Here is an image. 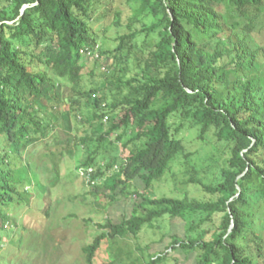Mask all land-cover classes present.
Listing matches in <instances>:
<instances>
[{
	"label": "trees",
	"instance_id": "obj_1",
	"mask_svg": "<svg viewBox=\"0 0 264 264\" xmlns=\"http://www.w3.org/2000/svg\"><path fill=\"white\" fill-rule=\"evenodd\" d=\"M103 5L122 28L110 48L94 28ZM261 33L264 0H0V264H8L9 242L12 252L26 244L40 254L41 230L25 234L34 209L50 228L77 216L55 217L60 173L39 174L37 146L76 159L77 176L96 195L105 188L112 199L118 190L142 197L121 222L95 223L101 232L83 247L88 264L104 240L137 236L165 215L197 216L198 226L190 223L196 232L213 225L170 244L196 250L197 264H264ZM153 34L152 43L140 39ZM107 58L104 80L89 79L90 63ZM72 117L83 126L75 133ZM192 129L201 141L211 133L217 140L219 180L207 184L188 170L210 196L153 195V182L175 158L193 155L183 137ZM136 180L145 184L143 194L132 191ZM17 211H26L21 221ZM169 253L142 264H161Z\"/></svg>",
	"mask_w": 264,
	"mask_h": 264
},
{
	"label": "rangeland",
	"instance_id": "obj_2",
	"mask_svg": "<svg viewBox=\"0 0 264 264\" xmlns=\"http://www.w3.org/2000/svg\"><path fill=\"white\" fill-rule=\"evenodd\" d=\"M129 7L132 9L138 7V3L133 4V7L129 5ZM129 7L120 5V8L125 9V12ZM106 8V5H103L100 9V18L94 22V28L106 38L105 47L110 48L122 28L114 24L113 11L108 15L103 14ZM261 36L264 40L262 33ZM157 37L155 34L143 35L140 39L152 43ZM90 64L91 68L94 67L95 74L89 79L101 82L104 80L102 72L111 64V59L99 61V65L94 64L93 61ZM65 90L67 93L70 92L69 87ZM78 127L79 130L83 128L72 117L71 131L75 133ZM63 133L62 136L65 137ZM183 137L186 150H191L193 155L186 158L184 153L179 154L167 173L160 180L153 182L151 192L157 197L189 195L205 199L210 195L200 185L190 182L188 170H192L194 176L207 184H214L219 180L222 162H216V159L212 158L220 155L216 137L211 133L206 141H201L196 129H192L188 135ZM55 150L58 152L57 147L37 146V153L32 157L35 159L40 175L48 176L56 169L60 173V179L54 187L53 194V199L58 203L55 217L60 219L70 212H75L77 216L66 220L65 225L50 228L45 225L41 226L40 222L36 220L38 209L28 213V232L25 234L30 238L34 229L41 230L43 240L38 243L40 254H37L34 248L31 249V245L26 244L20 246L19 251L13 250L12 252L9 236L5 235V249L9 242L8 249L11 251L5 254V261L8 264H88L83 247L91 243L95 236L101 232L95 223L106 222L109 218L115 223L121 222L130 217L134 207L142 201L141 196L130 195L120 190H118L115 199H112L110 198L111 190L105 188H102V191L100 190L96 195L92 192L93 188L86 187L83 180L77 176L76 159L70 158L67 154L62 158L58 155L54 157V154L48 156L45 153ZM43 164L46 166V172ZM132 184L134 186L131 187L132 191H135L134 188H137L136 190L140 194L146 191V186L141 180L133 181ZM72 198L74 201H71ZM18 211L16 217L18 221H21L26 211H23L24 213ZM14 212L15 209L10 210L11 214ZM58 218L55 219V222H58ZM87 219L92 221H86ZM199 222L200 219L197 216H189L187 219L165 215L155 219L151 224H146L137 236L126 235L104 240L101 248L97 251L93 264H115V261L116 264H142L146 259H149L150 254L160 255L166 251L170 253L163 255L161 264H197L198 252L196 250L181 247L172 249L170 244L175 237L186 240L191 235L196 236L202 228L213 227L209 222H206L200 224L197 232L193 231L191 224L198 226ZM9 225L11 227L13 223ZM40 238L42 237L39 236Z\"/></svg>",
	"mask_w": 264,
	"mask_h": 264
},
{
	"label": "built area",
	"instance_id": "obj_3",
	"mask_svg": "<svg viewBox=\"0 0 264 264\" xmlns=\"http://www.w3.org/2000/svg\"><path fill=\"white\" fill-rule=\"evenodd\" d=\"M92 170H93L92 168L88 169L89 172H92ZM80 173L81 175L86 176V171L84 169H81Z\"/></svg>",
	"mask_w": 264,
	"mask_h": 264
}]
</instances>
